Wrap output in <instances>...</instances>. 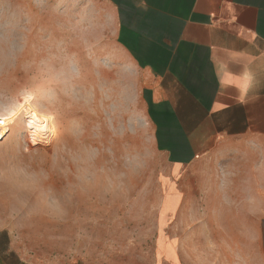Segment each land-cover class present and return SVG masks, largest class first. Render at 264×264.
I'll use <instances>...</instances> for the list:
<instances>
[{
  "label": "crops",
  "instance_id": "obj_1",
  "mask_svg": "<svg viewBox=\"0 0 264 264\" xmlns=\"http://www.w3.org/2000/svg\"><path fill=\"white\" fill-rule=\"evenodd\" d=\"M139 2L108 0L125 55L145 78L148 116L173 173H188L191 186L213 158L233 169L236 187L264 159V0H145L146 8ZM171 200L180 203L179 194ZM230 210L218 209L219 225L210 219L204 264H235V231L224 219ZM260 228V241L247 250L251 264H264ZM175 252L183 264L180 242ZM163 254L174 256L164 246ZM0 264L46 263L24 255L0 223Z\"/></svg>",
  "mask_w": 264,
  "mask_h": 264
},
{
  "label": "clouds",
  "instance_id": "obj_2",
  "mask_svg": "<svg viewBox=\"0 0 264 264\" xmlns=\"http://www.w3.org/2000/svg\"><path fill=\"white\" fill-rule=\"evenodd\" d=\"M42 6V0H36V7ZM137 7L146 8L145 0ZM33 14L38 13L32 12L29 0H0V59L13 68L18 65L28 93L42 111L52 114L53 140L63 145L68 161L61 169L65 183L60 188L48 185L49 173L25 169L18 174L21 187L30 193L46 188L48 194L35 211L51 220L94 227L101 220L119 226L142 218L145 205L132 192L136 178L151 166L152 154L138 115L134 74L115 54L89 55V39L91 43L100 39L105 22L85 27L70 45L45 43L29 53L18 47L10 55L17 30ZM94 15L86 7L85 18ZM101 77L104 89L98 97L94 84ZM101 141L119 152V169L98 166L101 153L96 145ZM235 177L230 166L206 160L187 204L185 225L191 228L206 219L216 223L222 205L234 206L224 217L235 231L234 262L251 264L247 250L260 241L264 224V159L236 187ZM80 205L86 207L85 213L78 211Z\"/></svg>",
  "mask_w": 264,
  "mask_h": 264
},
{
  "label": "rangeland",
  "instance_id": "obj_3",
  "mask_svg": "<svg viewBox=\"0 0 264 264\" xmlns=\"http://www.w3.org/2000/svg\"><path fill=\"white\" fill-rule=\"evenodd\" d=\"M42 5L37 8L36 0H29L32 12L38 14L22 22L10 55L18 47L29 53L45 43L70 45L81 38L85 27L105 22L100 39L95 43L89 39V55L115 54L134 74L138 115L144 121L152 154L151 166L136 178L132 192L145 205V213L142 218L126 220L119 226H107L101 220L93 227L51 220L35 211L40 199L48 193L46 188L30 193L21 187L20 170H43L49 173L48 185L60 188L65 183L61 169L66 166L68 156L63 145L53 140L52 114L42 111L28 93L18 65L13 68L0 59V118L11 124L0 141V223L12 232L24 255L41 263L162 264L163 260H169L178 264L175 250L180 242L183 264H204L210 219L191 228L185 225L187 204L196 184L193 182L190 186L188 173L178 175L172 171L171 157L158 141L148 116L150 95L144 88L145 78L125 55L123 30L115 27L108 0H42ZM86 7L94 12V17L85 18ZM94 88L99 97L104 89L102 77ZM96 147L101 153L97 160L99 167L119 169L116 149L107 141H101ZM174 176H178L176 180L181 184L178 189L171 181ZM173 193L180 196V203L175 206L171 202ZM167 198L169 208L165 211ZM78 211L87 210L80 205ZM213 224L219 225V222ZM163 246L165 250H173V258L163 254Z\"/></svg>",
  "mask_w": 264,
  "mask_h": 264
},
{
  "label": "built area",
  "instance_id": "obj_4",
  "mask_svg": "<svg viewBox=\"0 0 264 264\" xmlns=\"http://www.w3.org/2000/svg\"><path fill=\"white\" fill-rule=\"evenodd\" d=\"M10 126L11 124L7 120H5L4 118L0 119V141L8 133Z\"/></svg>",
  "mask_w": 264,
  "mask_h": 264
},
{
  "label": "bare ground",
  "instance_id": "obj_5",
  "mask_svg": "<svg viewBox=\"0 0 264 264\" xmlns=\"http://www.w3.org/2000/svg\"><path fill=\"white\" fill-rule=\"evenodd\" d=\"M0 119H2V118H0ZM6 120V119H5ZM62 180V179H61ZM63 181V180H62Z\"/></svg>",
  "mask_w": 264,
  "mask_h": 264
}]
</instances>
